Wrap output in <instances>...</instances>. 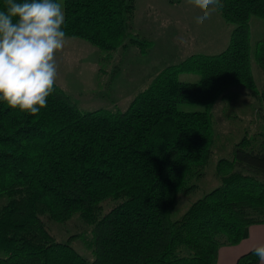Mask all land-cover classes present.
I'll list each match as a JSON object with an SVG mask.
<instances>
[{"label": "trees", "instance_id": "trees-1", "mask_svg": "<svg viewBox=\"0 0 264 264\" xmlns=\"http://www.w3.org/2000/svg\"><path fill=\"white\" fill-rule=\"evenodd\" d=\"M222 3L218 13L233 25L225 48L163 66L122 111L82 110L57 84L35 116L0 101V264H215L219 246L264 224V133L256 147L247 138L234 143L230 156L215 163L218 186L169 218L176 194L194 188L186 180L197 178L208 159L216 98L239 84L264 109L248 38L249 17L264 21V0ZM62 6L67 36L96 47L99 61L119 47L144 53L150 46L132 33L134 0H62ZM252 54L264 74V35ZM181 72L198 79L181 81ZM184 103L203 108H179ZM73 215L89 227V261L44 223ZM251 250L234 264H257Z\"/></svg>", "mask_w": 264, "mask_h": 264}, {"label": "rangeland", "instance_id": "rangeland-1", "mask_svg": "<svg viewBox=\"0 0 264 264\" xmlns=\"http://www.w3.org/2000/svg\"><path fill=\"white\" fill-rule=\"evenodd\" d=\"M56 2L62 4V0ZM133 13L132 33L150 41L144 53L129 45L116 48L107 60L99 61L100 52L96 47L69 36L65 48L56 53L59 72L55 84L67 92L80 109L124 110L163 66L192 53L215 54L224 49L233 27L221 18L218 11L198 25L196 17L201 13L186 0L174 3L134 0ZM248 26L249 69L254 88L259 91L264 84V74L254 61L252 48L255 41L264 35V21L251 16ZM181 38L188 40V45H182ZM177 78L193 82L198 79V74L181 72ZM179 108L201 110L203 107L197 103H184L179 104ZM210 112L213 135L208 159L197 178L186 180L188 185L195 184L194 188L182 189L176 194L170 220L178 219L194 200L218 186L214 175L215 163L220 157L230 156L234 143L247 138L249 146L256 147L261 133H264V109L257 97L242 85L233 84L226 88L213 102ZM44 220L48 232L57 241H66L88 261L93 258L87 246L89 227L77 215L62 224ZM0 256H3L1 251Z\"/></svg>", "mask_w": 264, "mask_h": 264}, {"label": "clouds", "instance_id": "clouds-1", "mask_svg": "<svg viewBox=\"0 0 264 264\" xmlns=\"http://www.w3.org/2000/svg\"><path fill=\"white\" fill-rule=\"evenodd\" d=\"M200 11L196 23L203 24L222 10V0H186ZM0 10V101L11 109L37 115L55 91L59 65L56 53L69 41L65 12L53 0H5ZM182 45L189 41L181 38ZM264 264V244L252 250Z\"/></svg>", "mask_w": 264, "mask_h": 264}, {"label": "crops", "instance_id": "crops-1", "mask_svg": "<svg viewBox=\"0 0 264 264\" xmlns=\"http://www.w3.org/2000/svg\"><path fill=\"white\" fill-rule=\"evenodd\" d=\"M133 29L134 23L132 24V30ZM260 244H264V224L249 225L246 236L238 243L234 245H222L218 247L215 264H234L236 258L240 254L253 249L255 246ZM257 264H261L260 260L257 262Z\"/></svg>", "mask_w": 264, "mask_h": 264}]
</instances>
